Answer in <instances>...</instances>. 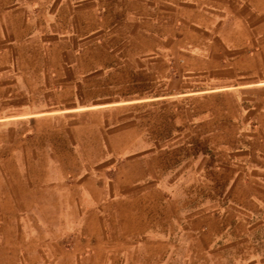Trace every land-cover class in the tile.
Returning a JSON list of instances; mask_svg holds the SVG:
<instances>
[{
	"label": "crops",
	"instance_id": "0c3cea01",
	"mask_svg": "<svg viewBox=\"0 0 264 264\" xmlns=\"http://www.w3.org/2000/svg\"><path fill=\"white\" fill-rule=\"evenodd\" d=\"M105 70L152 73L162 91L87 97ZM263 87L264 0H0V175L15 181L0 201L45 204L38 208L72 219L86 247L104 252L92 264H264V150L234 149L215 167L220 194L188 211L149 174L139 195L108 200L74 157L79 132L103 137V114L167 99L227 95L218 118L200 120L219 123L224 139L225 124L264 123V100L251 101L252 119L243 108L245 92Z\"/></svg>",
	"mask_w": 264,
	"mask_h": 264
},
{
	"label": "rangeland",
	"instance_id": "374dc122",
	"mask_svg": "<svg viewBox=\"0 0 264 264\" xmlns=\"http://www.w3.org/2000/svg\"><path fill=\"white\" fill-rule=\"evenodd\" d=\"M129 72L105 70L100 89L94 91L93 86L87 87V97L99 95L103 101L122 100L132 93L142 92L141 89L146 87L153 94L161 93V82L152 73L147 78L134 71L132 78ZM243 99V108L248 109L245 118H254L258 102L251 101L264 100V87L246 91ZM223 102L225 106L229 102L227 95L196 97L186 101L167 99L133 110L119 107L107 117L102 115V138H93L92 133L87 131L79 132L85 137L79 146L80 153L74 157L83 165V173L97 177V184L103 186L108 200L139 195L143 188L141 180L149 174L151 178H161L166 184H171L163 189L170 195L179 193L182 196L181 205L188 211L199 206L206 196L216 198L220 194L222 176L215 167L223 160L225 164L230 163L234 149L264 150V123L225 124V138L222 139L220 134L215 133L219 123L200 121L206 114H210L212 120L218 118L222 114ZM190 103L194 106L191 107ZM193 114L198 118L196 123H190V115ZM116 130L123 133L115 138L106 136ZM128 130L133 133V143H130V135L125 133ZM212 130L213 135L207 136ZM252 135L256 137L250 138ZM129 143L134 146L132 152L125 149ZM221 143H225L224 148ZM121 148L125 150L123 153L107 152ZM68 161L71 162V159ZM210 166L214 169H209ZM30 173L41 178L38 172L22 174L29 177ZM181 176L186 180L173 186V182ZM22 179L23 183L28 181ZM132 180L135 182L133 185L130 183ZM14 185V180L0 175L1 200L9 195L7 193L12 194ZM41 205L45 204L0 201V264H92L103 257V251L86 247L88 237L78 235L77 227L71 226L72 219L62 218L50 207V211L45 213L38 208ZM61 205L58 204V210ZM25 207L31 208L30 212L25 214ZM45 214L48 216L45 217ZM107 224L108 221L105 227Z\"/></svg>",
	"mask_w": 264,
	"mask_h": 264
}]
</instances>
